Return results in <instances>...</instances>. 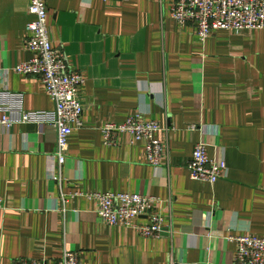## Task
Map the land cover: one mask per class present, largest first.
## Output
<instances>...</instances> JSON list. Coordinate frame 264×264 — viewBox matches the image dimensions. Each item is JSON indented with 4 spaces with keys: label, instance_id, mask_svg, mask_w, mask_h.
I'll list each match as a JSON object with an SVG mask.
<instances>
[{
    "label": "crops",
    "instance_id": "crops-1",
    "mask_svg": "<svg viewBox=\"0 0 264 264\" xmlns=\"http://www.w3.org/2000/svg\"><path fill=\"white\" fill-rule=\"evenodd\" d=\"M172 1L46 0L53 45L84 79L83 126L70 134L61 168L48 157L53 126L0 129V264H51L64 250L78 252L79 264H234L229 235L264 237V27L213 30L202 42L170 17ZM28 5L0 0V89L22 93L27 110H51L39 78L11 69L30 55ZM137 112L161 125L162 168L147 164L144 142L126 133L115 145L103 141L104 124ZM197 142L226 162V177H190ZM74 190L156 196L166 230L145 238L106 226L94 200L62 202Z\"/></svg>",
    "mask_w": 264,
    "mask_h": 264
},
{
    "label": "built area",
    "instance_id": "built-area-1",
    "mask_svg": "<svg viewBox=\"0 0 264 264\" xmlns=\"http://www.w3.org/2000/svg\"><path fill=\"white\" fill-rule=\"evenodd\" d=\"M119 1L128 0H102ZM28 12L33 17L26 24L24 49L30 55L11 69L17 74L39 78L53 104L51 110H27L23 106V94L0 89V129L9 131L24 123L47 124L56 130V148L48 157L61 168L68 150V138L82 128V102L79 96L84 79L71 68L63 50L55 47L47 24L46 0H29ZM170 17L179 25H191L196 36L204 42L213 30L262 29L264 27V0H173ZM7 74L8 69L3 70ZM158 121L147 120L137 112L123 122L106 123L101 134L106 145L117 144V136L128 134L132 140L144 142V156L153 168L167 165L166 143L157 137L161 131ZM190 177L203 183L213 184L227 176L224 160L210 159L203 142L194 144L186 161ZM54 180L60 181L53 170ZM75 196H84L96 202V215L106 226L132 228L145 238H159L166 230L161 211V199L153 195L130 192H85L74 190L61 195L63 203ZM69 198V199H67ZM142 219V221H138ZM169 232V229H168ZM228 240L236 245L234 264H264V237L251 234L234 236ZM78 252L64 250L61 257L51 264H79ZM9 264H46L43 260L16 259Z\"/></svg>",
    "mask_w": 264,
    "mask_h": 264
}]
</instances>
